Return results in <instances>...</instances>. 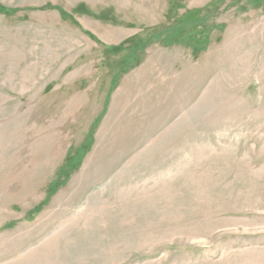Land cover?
<instances>
[{"label":"rangeland","instance_id":"rangeland-1","mask_svg":"<svg viewBox=\"0 0 264 264\" xmlns=\"http://www.w3.org/2000/svg\"><path fill=\"white\" fill-rule=\"evenodd\" d=\"M0 264H264V2L0 0Z\"/></svg>","mask_w":264,"mask_h":264},{"label":"trees","instance_id":"trees-1","mask_svg":"<svg viewBox=\"0 0 264 264\" xmlns=\"http://www.w3.org/2000/svg\"><path fill=\"white\" fill-rule=\"evenodd\" d=\"M253 1L254 3H258L260 1L264 2V0ZM194 14L195 13L193 12L189 13L187 18L176 20L174 23H172V25L151 29L150 32L146 33L145 41L142 42L141 46H145L146 43H150L152 41H159L164 46H171L175 44L183 45L185 47H188L191 50L192 54H196L205 50L208 46L209 33L212 29L210 26H208V28L199 27L201 26V24H203L204 19L202 17H197ZM215 27L221 28L217 25ZM187 31H189V33H186ZM185 33L187 34L186 36ZM139 40L140 39H138L136 42L131 40V44L136 46ZM136 49V47L133 48L131 54L133 53L135 55L134 52L136 51ZM85 152L86 150L81 153L78 159H81ZM41 205L42 204L36 206L31 210V212L39 211Z\"/></svg>","mask_w":264,"mask_h":264}]
</instances>
